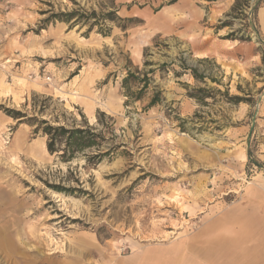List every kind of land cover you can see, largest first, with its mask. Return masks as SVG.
I'll return each instance as SVG.
<instances>
[{
    "label": "rangeland",
    "instance_id": "rangeland-1",
    "mask_svg": "<svg viewBox=\"0 0 264 264\" xmlns=\"http://www.w3.org/2000/svg\"><path fill=\"white\" fill-rule=\"evenodd\" d=\"M169 1L0 0V264H133L222 213L264 205V0ZM76 4H114L119 19L108 36L44 22ZM136 67L152 80L125 105L121 80ZM199 87L203 104L189 96ZM154 89L162 101L147 107ZM4 108L65 126L102 112L103 148L116 149L96 165L63 163ZM229 223L230 239L248 229Z\"/></svg>",
    "mask_w": 264,
    "mask_h": 264
},
{
    "label": "trees",
    "instance_id": "trees-1",
    "mask_svg": "<svg viewBox=\"0 0 264 264\" xmlns=\"http://www.w3.org/2000/svg\"><path fill=\"white\" fill-rule=\"evenodd\" d=\"M175 1L177 0H170L169 3L171 4ZM206 1L213 2L216 0ZM76 5L77 7L68 11L51 13L49 17L44 20V22H64L69 25V28L75 26L82 27L85 25V33H89L96 28L98 33L103 36H108L110 28L106 25V23L114 22L119 19L116 13L117 9L114 4H111L109 9L99 12H96L95 9L86 11L78 4ZM225 26L226 24L222 22L221 27H218V29H222ZM224 38L230 40L236 39L232 37V34H227ZM239 40L244 41V38L241 37ZM143 65H150V62L144 61ZM161 65L163 66L164 63ZM180 68L183 72L189 71L196 81H204L205 75H203V73H199L195 66H188L184 60L181 61ZM153 72L154 70L151 68L145 70V68L139 69L136 67L134 71L127 70L126 75L121 80V88L123 90V95L125 96V105L144 98L146 90L151 83ZM189 96L202 104L205 102V98L208 97L206 89L203 87L197 88L195 93H189ZM229 100L233 103L251 101V99H246L237 95L230 96ZM161 101V91L159 89H154V93L150 98L147 107H152L159 104ZM4 111L13 119H19V122L26 121L30 122L32 125H36L34 131L37 132L41 130L42 134L46 136V150L48 153L56 155L63 163L71 162L74 159L83 156L87 164L96 165L107 156H110L116 149V146H110L107 147V149L103 148L109 140L105 136L103 129H107L110 124L109 122L107 123L101 119V116H104L102 112L97 114L95 124L91 125L88 121L83 120L80 124L65 126L63 124L52 125L44 119L37 121L34 117H27L23 119L22 117L25 115L14 109L4 108ZM87 152L89 154H87ZM51 187L58 192L72 194L70 190L59 185H51Z\"/></svg>",
    "mask_w": 264,
    "mask_h": 264
},
{
    "label": "crops",
    "instance_id": "crops-1",
    "mask_svg": "<svg viewBox=\"0 0 264 264\" xmlns=\"http://www.w3.org/2000/svg\"><path fill=\"white\" fill-rule=\"evenodd\" d=\"M263 22L264 9L260 10L264 31ZM246 211L249 214L222 213L206 221L195 235L181 237L179 245H168L164 251L151 248L133 255V264H264V205L247 206ZM242 221L248 229L239 238L222 235L227 230L225 223Z\"/></svg>",
    "mask_w": 264,
    "mask_h": 264
},
{
    "label": "bare ground",
    "instance_id": "bare-ground-1",
    "mask_svg": "<svg viewBox=\"0 0 264 264\" xmlns=\"http://www.w3.org/2000/svg\"><path fill=\"white\" fill-rule=\"evenodd\" d=\"M136 54L138 55L139 54V51L136 49Z\"/></svg>",
    "mask_w": 264,
    "mask_h": 264
}]
</instances>
